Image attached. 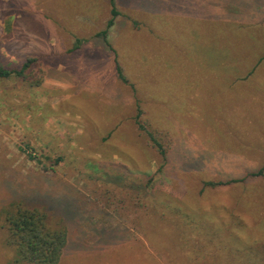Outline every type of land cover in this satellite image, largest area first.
Listing matches in <instances>:
<instances>
[{"label":"rangeland","instance_id":"1","mask_svg":"<svg viewBox=\"0 0 264 264\" xmlns=\"http://www.w3.org/2000/svg\"><path fill=\"white\" fill-rule=\"evenodd\" d=\"M115 5L0 0V264L12 203L58 264H264V0Z\"/></svg>","mask_w":264,"mask_h":264},{"label":"trees","instance_id":"2","mask_svg":"<svg viewBox=\"0 0 264 264\" xmlns=\"http://www.w3.org/2000/svg\"><path fill=\"white\" fill-rule=\"evenodd\" d=\"M110 5V18L107 20L105 28L96 33V36L107 41V32L119 11L116 9L115 0H108ZM82 42L76 38L74 48ZM30 61L23 63L20 69H11L0 66V78H8L11 75L24 76V71L28 68ZM115 74L118 79L126 82L125 76L120 65L115 62ZM141 111L137 109L135 121L138 128L144 130L143 125L138 120ZM152 143L157 147L160 154L164 152L155 139L148 134ZM251 176H264V166ZM209 186L221 184V182H207ZM3 223L2 227L6 231L5 242L15 249L16 257L11 262L23 261L31 264H58L63 249L66 244V230L57 223L48 221L47 214L44 210L36 207H26L19 203H12L10 207L2 209Z\"/></svg>","mask_w":264,"mask_h":264}]
</instances>
